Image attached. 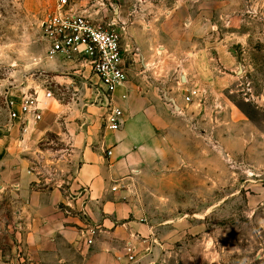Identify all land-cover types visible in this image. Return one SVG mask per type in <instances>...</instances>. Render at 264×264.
<instances>
[{"label": "rangeland", "instance_id": "1", "mask_svg": "<svg viewBox=\"0 0 264 264\" xmlns=\"http://www.w3.org/2000/svg\"><path fill=\"white\" fill-rule=\"evenodd\" d=\"M154 1L174 9L167 15H145L155 22L166 20L173 51L190 55L196 50L210 57L208 68L217 82L214 91L201 90L200 104L204 122L212 117L222 140L216 156L207 158L213 171L206 172L203 187L197 174L175 181L184 185L174 191L179 203L150 204L145 190L146 223L161 228L170 217L173 221L167 232L159 231L160 247L138 252L135 258L132 250L134 259L125 255L128 264H264V201L251 198L253 193L261 196L259 190L264 193V0ZM56 2L0 0V140H13L29 157L40 179L37 188L54 186L65 195L69 176L80 164L79 158L70 157L73 142L67 135L86 127L83 118H100L101 103L89 70L47 66L42 24ZM109 13L116 16L111 9ZM187 25L193 27L191 45ZM176 82L183 85L178 78ZM45 90L53 98L45 101L42 119L27 126L17 120L14 127L11 109H18L23 95ZM229 107L239 119L229 114ZM182 213L188 214L186 220L179 219ZM0 264H26L23 251L17 246L1 253Z\"/></svg>", "mask_w": 264, "mask_h": 264}, {"label": "crops", "instance_id": "2", "mask_svg": "<svg viewBox=\"0 0 264 264\" xmlns=\"http://www.w3.org/2000/svg\"><path fill=\"white\" fill-rule=\"evenodd\" d=\"M69 2L75 9L124 25L128 79L113 98L121 110L120 127H105L107 108L101 105L100 118H83L86 127L67 135L73 142L70 157L79 158L80 164L69 176L65 195L58 187L37 188L40 179L29 157L21 154L13 140H0V254L18 246L26 264H128L126 248L133 250L134 258L138 252L156 250L161 246L159 231L167 232L173 221V217L167 219L163 229L146 223L145 190H149L148 203L173 206L179 203L175 189L184 188L175 181L187 173L197 174L203 187L206 172L213 171L207 158L216 156L222 138L212 117L204 122L200 93L214 91L217 81L208 68L206 52L173 51L166 20L145 18L146 14H171L174 9L166 2ZM110 9L115 17L109 16ZM188 26L184 29L191 45L194 32ZM48 61L55 71L84 70L60 55ZM193 90L199 94L186 102L184 98ZM228 110L239 119L237 110ZM259 191L261 196L253 193L251 198L264 201L263 190ZM187 216L182 213L179 219Z\"/></svg>", "mask_w": 264, "mask_h": 264}, {"label": "built area", "instance_id": "3", "mask_svg": "<svg viewBox=\"0 0 264 264\" xmlns=\"http://www.w3.org/2000/svg\"><path fill=\"white\" fill-rule=\"evenodd\" d=\"M124 32V25L115 19L106 20L99 13L75 9L69 0H57L54 10L42 24L48 58L63 56L89 70L96 78L99 86L97 98L100 105L107 108L104 124L112 130L120 127L121 117V110L114 105V94L128 79L127 50L122 43ZM198 94L193 90L184 99L192 102ZM51 98L50 90H45L42 95L37 91L25 94L18 109H11L10 118L25 124L37 123L43 117L45 101ZM131 252L132 249L128 248L130 260L133 259Z\"/></svg>", "mask_w": 264, "mask_h": 264}, {"label": "water", "instance_id": "4", "mask_svg": "<svg viewBox=\"0 0 264 264\" xmlns=\"http://www.w3.org/2000/svg\"><path fill=\"white\" fill-rule=\"evenodd\" d=\"M182 80L185 81V77L184 76H182Z\"/></svg>", "mask_w": 264, "mask_h": 264}]
</instances>
